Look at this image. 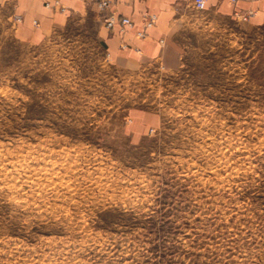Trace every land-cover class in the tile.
<instances>
[{"label":"rangeland","instance_id":"rangeland-1","mask_svg":"<svg viewBox=\"0 0 264 264\" xmlns=\"http://www.w3.org/2000/svg\"><path fill=\"white\" fill-rule=\"evenodd\" d=\"M80 2L0 26V264H264V24L195 10L166 71Z\"/></svg>","mask_w":264,"mask_h":264},{"label":"crops","instance_id":"crops-1","mask_svg":"<svg viewBox=\"0 0 264 264\" xmlns=\"http://www.w3.org/2000/svg\"><path fill=\"white\" fill-rule=\"evenodd\" d=\"M45 1L0 0V26L17 38L35 41L53 28L62 27L70 14L86 12L84 3L79 0H59L66 8L62 13L46 8ZM91 7V12L99 19L95 4ZM111 9L129 17L134 24L123 36L116 29L106 27L99 32L105 51L115 63L130 66L154 62L166 71L178 67L184 35L197 27L193 0H113ZM197 11L238 19L251 12L244 21L250 25L264 24V0H206L205 8ZM145 13L155 14L157 19L154 26L145 30L144 37H138L136 32L142 29ZM16 17L20 21H16Z\"/></svg>","mask_w":264,"mask_h":264},{"label":"built area","instance_id":"built-area-1","mask_svg":"<svg viewBox=\"0 0 264 264\" xmlns=\"http://www.w3.org/2000/svg\"><path fill=\"white\" fill-rule=\"evenodd\" d=\"M84 1L87 4H95L98 17L101 20L104 27L109 30L116 29L120 36H123L129 29H131L134 24L132 20L127 16H122L116 14L111 6L113 4V0H79ZM235 2L236 0H231ZM206 0H193V6L196 10H203L205 8ZM44 6L50 10L57 12H65L66 8L60 3L59 0H46L44 2ZM242 15L241 19L247 20L248 15ZM156 15L151 13H145L142 19V29L136 32L138 37L145 36V30L154 26L156 22ZM16 21H20L19 17H16ZM122 46H126L124 42H122Z\"/></svg>","mask_w":264,"mask_h":264},{"label":"bare ground","instance_id":"bare-ground-1","mask_svg":"<svg viewBox=\"0 0 264 264\" xmlns=\"http://www.w3.org/2000/svg\"><path fill=\"white\" fill-rule=\"evenodd\" d=\"M34 179H36V178H34Z\"/></svg>","mask_w":264,"mask_h":264}]
</instances>
